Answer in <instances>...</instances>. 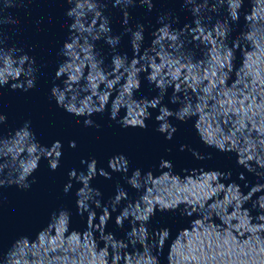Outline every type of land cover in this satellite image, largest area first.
I'll list each match as a JSON object with an SVG mask.
<instances>
[{
  "label": "clouds",
  "instance_id": "9594fccd",
  "mask_svg": "<svg viewBox=\"0 0 264 264\" xmlns=\"http://www.w3.org/2000/svg\"><path fill=\"white\" fill-rule=\"evenodd\" d=\"M64 2L69 6L65 15L71 23L67 25L68 39L59 51L64 59L55 72V79L62 80L63 87L54 83L50 99L69 114L82 117L85 127L97 129L100 125L92 117L105 112L122 128L147 129L146 121L152 118L150 109L156 110V131L168 141L179 130L172 119L181 123L192 120L203 145L235 154L236 165L244 170L237 179L244 184L233 179L231 170L203 166L184 169L186 175L182 177L175 172L173 162L163 158L159 174L136 168L130 176L131 164L123 154L112 156L107 169L98 168L95 158L82 159L85 168L69 171L64 193L69 194L74 183L81 185L76 191V207L81 218L87 217L86 229L81 232L71 228L69 210L54 211L34 240L22 235L6 251L0 244V264H163L169 240L172 243L165 259L173 264L175 242L181 234H187V229L178 230L174 239L169 227L151 229L157 211L179 215L192 227L204 228L206 235L199 238L197 233L198 247L189 243L180 264H264V0H176L180 11L189 13L191 20L181 27V18L174 10L159 14L158 26H151L153 38L147 48L144 42L148 27L144 23L133 27L129 10L139 5L152 13L155 0ZM29 3L31 0H0V89L28 92L37 86L40 66L29 54L31 49L26 51L14 42V26L19 20L10 11L27 9ZM109 6L123 15L120 34L113 33ZM234 31L238 34L230 40ZM125 36L129 38L131 57L119 50ZM100 41L111 49L108 67L103 50L97 48ZM149 50L152 55L146 57ZM238 52L242 64L237 69ZM205 62L209 70L201 72ZM233 73L231 87L236 91L227 88ZM142 75L157 90L151 99L136 98ZM168 104L178 107L170 108ZM132 108L136 116L129 119ZM122 111L124 116L120 115ZM204 120H209L207 127H202ZM7 122V115L0 111V189L16 186L26 191L37 182L33 174L42 159L48 161L52 171L60 167L63 144L57 140L50 146L42 145L31 120L4 134ZM69 147L76 148V141H70ZM179 150L190 152L197 161L213 158L212 152L205 154L187 144H181ZM112 173L123 174L126 184L139 195L130 198L128 190L118 183L115 195L105 202L104 194L92 186V181L97 175L110 180ZM194 176L212 180L219 188L226 186L230 195H221L208 183L188 187ZM161 177L171 179L159 183ZM113 212H118L115 224L121 231L125 221L129 223L123 237L107 231ZM202 219L220 221L215 223L218 230L214 236L201 225ZM57 224L64 225L62 233L54 231Z\"/></svg>",
  "mask_w": 264,
  "mask_h": 264
},
{
  "label": "water",
  "instance_id": "95a60500",
  "mask_svg": "<svg viewBox=\"0 0 264 264\" xmlns=\"http://www.w3.org/2000/svg\"><path fill=\"white\" fill-rule=\"evenodd\" d=\"M156 8L152 13H147L146 8L139 7L130 9L131 25L134 27L136 23H144L148 27L145 33L146 40L144 47L147 48L151 44L153 31L151 26L156 25V18L159 14L175 11L181 18L183 26L185 22L191 20V15L187 12L180 11V5L176 0H155ZM69 6L64 0H31L27 9L21 7L10 10L15 18L19 20V24L14 26L15 33L13 35L14 42L25 48L26 51L31 49L30 55L34 56L40 66V72L37 74V86L34 90L28 92L11 91L9 88L0 89V111L8 117V122L3 126V133L9 134L21 127L26 120L32 121V129L36 133L37 139L42 145L50 146L54 141H61L63 144V156L61 158L60 167L56 171H52L48 161L42 159L38 170L33 174L37 182L32 185L29 190H22L16 186L0 189L3 195V202L0 203V244L6 251L12 242L22 235H28L33 240L39 231L48 225L52 212L59 209H67L72 213L71 228L83 232L86 225V215L81 218L77 214L76 207V191L81 185L75 184L69 194L64 193V186L68 183V173L71 169L76 168L83 170L84 165L81 160H91L95 158L99 161L98 168H108V160L118 154L125 155L130 161L131 167L128 175L136 168L142 169L144 172L149 170L157 171L160 160L168 159L175 165V172L182 177L186 175L184 169H199L201 166L209 169H217L220 171L231 170L233 179L243 186L244 181L237 179V174L244 171L236 165L235 154L220 153L214 149L207 148L200 141V138L193 127V121L181 123L172 119V123L178 127L173 140L168 141L164 135L156 131L157 123L155 116L156 110L152 111V118L147 120V129L140 127L122 128L115 121L109 119V113L96 114L92 118L100 125V128L85 127L82 117H76L69 114L64 109L57 106L51 97V88L53 84H59L63 87L62 80L55 79L57 66L63 61V57L59 54L60 48L64 41L68 39L67 25L71 23L67 19L65 13ZM109 14L111 17V27L114 34H120L123 31V15L119 9H112L109 6ZM174 27H176L174 25ZM241 29L243 28V19L241 21ZM10 35L13 33L10 32ZM238 34L234 31L231 39ZM98 49L103 50L106 57V67L110 66L111 49L100 41L97 44ZM211 44L209 43V49ZM120 52H127L129 57L132 55L129 38L125 36L120 45ZM152 51L145 52V56H151ZM237 69L242 64L241 54L237 53ZM209 59L211 57L209 56ZM209 65L205 62L200 71H208ZM228 69L225 68V71ZM243 75V73H241ZM264 75V73H262ZM141 89L136 93V98L147 97L149 99L157 95V90L153 85H149L146 79L141 77ZM225 78V84L227 85ZM235 80V74L229 80L227 88L231 91V84ZM171 95V89L169 90ZM227 99V97H224ZM143 103V101H140ZM164 103H168L165 98ZM170 108H176L177 105L168 104ZM129 119L136 116V109L129 110ZM121 116L125 113L122 111ZM202 127H207L209 120L201 121ZM215 126L214 124L212 125ZM70 141H76L77 147H69ZM187 144L191 148H196L202 153H213L211 160L197 161L190 152H181L180 145ZM169 149L171 151H169ZM110 171V169H109ZM187 174H190L187 173ZM31 179V178H30ZM170 177H161L159 183H164ZM248 179L255 183V178L251 175ZM192 185H200L204 183L217 187L212 180L192 177ZM123 185L129 192V196L135 199L139 194L132 189L123 179V174L112 173V179H105L103 176L97 175L92 181V186L99 188L104 194L103 199L108 202L115 195L117 184ZM183 186V184H182ZM247 192V189H244ZM217 192L221 195H230L224 188L217 187ZM127 201H125V204ZM227 203V201H225ZM250 207V205H245ZM99 212V210H98ZM118 212L112 213V219L108 222L107 231L114 232L118 238L123 237L124 231L129 228L128 221H125V229L121 231L115 224V218ZM255 214V213H253ZM198 217L193 216L192 219ZM97 223L99 219L97 218ZM220 224L217 220H201V225L209 228V231L215 235L218 230L216 224ZM169 227L172 229L173 239L176 237L178 230L187 229V234H181L175 242L174 261L173 264H180L182 258L186 254V246L189 243L199 245V238H204V228L200 225L192 227L191 222L184 217L172 213H160L157 211L152 218L151 229ZM64 225L57 224L54 231L62 233ZM54 234V232H53ZM98 236L99 233H96ZM46 239H48L46 233ZM89 247H92L91 234H89ZM172 240L164 249L163 264H167L166 257L168 255ZM103 247V244L100 245Z\"/></svg>",
  "mask_w": 264,
  "mask_h": 264
}]
</instances>
